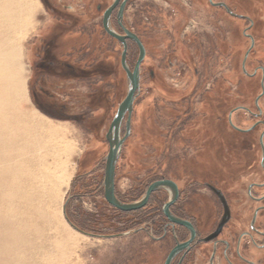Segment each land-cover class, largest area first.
I'll use <instances>...</instances> for the list:
<instances>
[{
	"label": "rangeland",
	"instance_id": "374dc122",
	"mask_svg": "<svg viewBox=\"0 0 264 264\" xmlns=\"http://www.w3.org/2000/svg\"><path fill=\"white\" fill-rule=\"evenodd\" d=\"M98 1L103 8L110 0H37L31 27L19 41L25 83L22 107L61 130L70 145L67 172L71 176L62 188L61 216L93 235L68 224L80 235L65 249L64 257L56 258L50 242L56 234L51 228L42 243L22 248L23 264L33 258L45 264L42 258L48 252L58 264H161L162 244L128 232L144 222H162L164 188L152 193L148 204L137 211H119L103 197L105 134L128 81L120 66L122 46L102 30ZM215 1L227 2L242 17L222 7L212 10L205 3L199 8H182L178 0L129 3L125 25L143 37L145 57L130 132L116 163L115 187L124 202H130L143 194L149 182L163 176L176 178L185 194L180 212L203 228L216 223L221 212L217 198L204 186L208 181L226 195L232 209L230 224L244 229L253 210L264 204L246 195L252 182L264 181L259 164L264 93L255 105L264 85V0ZM192 25H198L200 34L193 39L198 42L194 46L182 37L185 26ZM244 33L253 38L252 47ZM48 53L78 69L44 63L42 70L36 67L35 61ZM137 55V46L128 44L130 67ZM241 106L254 114L236 109L231 119L236 127L248 129L245 132L228 123L230 111ZM124 132L123 121L121 135ZM252 193L264 194V186L254 187ZM6 206L3 199V213ZM256 223L264 230V209ZM248 255L264 264V251ZM204 262L191 257L187 264Z\"/></svg>",
	"mask_w": 264,
	"mask_h": 264
},
{
	"label": "bare ground",
	"instance_id": "6f19581e",
	"mask_svg": "<svg viewBox=\"0 0 264 264\" xmlns=\"http://www.w3.org/2000/svg\"><path fill=\"white\" fill-rule=\"evenodd\" d=\"M37 4L0 0V264L22 262V248L42 243L51 228L56 234L50 241L55 257L62 258L81 233L61 216L62 188L71 176L70 145L61 130L22 107L25 83L19 41L31 27ZM49 253L42 258L44 263L58 264ZM24 264L39 263L33 258Z\"/></svg>",
	"mask_w": 264,
	"mask_h": 264
},
{
	"label": "flooded vegetation",
	"instance_id": "af4514ba",
	"mask_svg": "<svg viewBox=\"0 0 264 264\" xmlns=\"http://www.w3.org/2000/svg\"><path fill=\"white\" fill-rule=\"evenodd\" d=\"M113 1L114 0H110L106 6H103V8L101 6V4H103L101 1L96 2L95 7L97 9V12H100L101 27H102V19H103L104 10L107 7H109L113 3ZM123 1H125V3L123 6V10H122V16L121 18H118V10H119L121 2ZM132 1L133 0H118L117 4L114 6V8L112 9L110 13V23H111L112 28L115 31L121 34H124V32L122 31L119 25V22H120L125 28H127L130 32L135 34L139 38V40H142L143 37L135 29H133L131 26L125 25L127 8H128L129 3ZM178 1L180 2L179 6L182 8H199L201 3H203V5L205 3L208 6V8H211L212 10H214L216 7L221 8V6H215L214 4H212V2L216 3L215 0H202V1L201 0H178ZM219 2L225 3V5L228 7L227 2L225 1H219ZM243 18H246V17L243 16ZM244 34L250 38L251 44L253 45V38L251 37V35L247 33H244ZM199 36L200 34H199L198 25L197 26L195 25L185 26V28L183 29L182 37L187 41L192 40L193 46L198 45V42L194 41L193 39L198 40ZM128 44H134L136 46L134 42H132L131 40H127V50H128ZM43 63L51 68L62 66V67H67L72 71H76L78 69L71 63L65 60H60L52 56L50 53H48L44 58H38V60L35 61V66L39 67L42 70ZM244 110L251 113V111H249L248 108ZM251 114H254V113H251ZM247 130L248 129H241L238 131L245 132ZM263 136H264V133H263ZM263 136H262V142H263ZM259 145H260V151H261V157H260L259 164L264 171V158L262 159V148H261L260 141H259ZM263 146H264V143H263ZM115 170H116V166H115ZM160 179H168L175 183L176 188H177V197L175 201L169 205L168 208L171 214H173L174 216L184 221H187L188 224L171 223L166 217V215L163 213V210H162L163 205L168 201L169 196H170V191L168 189H164L166 192L167 198L166 200L163 201L162 206H161L160 213L162 216V222H160V224H157V225L153 223H149V222H144V223L138 224L135 227H133L131 231L128 233L129 235L142 233L144 236H146L149 242H155V243L158 242L162 244L163 247H160V253L162 255L161 264H164L169 252L171 251L173 247H175L177 244H184L187 242H188V245L182 246L180 250L172 257L170 264H187L191 257H194L196 261L204 259L205 264H260L262 263L258 259H257L258 261H255L252 257L248 255V252L250 251L251 253L255 255L263 254L264 230L259 227L256 221H257V217L264 209V204L258 205L253 210L250 222L246 225V228L237 229L233 227L232 224H230L231 217H232V211H231L232 209L230 207V204L227 200L226 195L221 193L223 196V201H222L215 191L219 189L216 188L210 182L205 181L204 186L209 191H211L217 198L220 208H221V212H220V217L218 218V221L216 223L202 228L198 225V223L192 217L184 215L179 210V204L181 200H183V196L185 195L181 182L176 178L167 177V176H163ZM151 182H149L147 186ZM115 185L116 183H115V174H114L115 195L117 196L119 200L124 201L120 197V195L116 192ZM147 186L145 187V189L147 188ZM263 186H264V181L252 182L248 186V188H246V195H248L250 199L256 202H262L264 200V194L259 195V196L253 195L252 189L254 187H263ZM152 193L150 194L147 200V203L142 208H144L148 204V202L151 199ZM137 210H134V211H137ZM224 217H226V221L221 222L223 221Z\"/></svg>",
	"mask_w": 264,
	"mask_h": 264
},
{
	"label": "water",
	"instance_id": "95a60500",
	"mask_svg": "<svg viewBox=\"0 0 264 264\" xmlns=\"http://www.w3.org/2000/svg\"><path fill=\"white\" fill-rule=\"evenodd\" d=\"M117 2H118V0H114L113 3L104 10L103 19H102V28L105 31V33H107L109 36H111L112 38L117 40L122 46V50L120 53V66L126 75V78L128 81V88H127V92H126L124 98L118 104V106L116 108V112H115V114H114V116H113V118H112V120L108 126L106 134H105V139H106L107 144H108V151H107V154L105 157L104 175H103V181H102L103 197H104L105 201L110 206H112V207H114L120 211H123V212H129V211H134V210L142 208L147 203V200H148V198L152 192H154L158 189H161V188L168 189L170 191V196H169L168 201L163 205V208H162L163 213L166 215V217L168 218V220L171 223L188 224L187 221H184V220L174 216L169 211V208H168L169 205L172 204L177 197L176 185L171 180L158 179V180L152 181L147 186V188L144 190L143 194L135 201L124 202V201L119 200L117 198V196L115 195V191H114L115 166H116V163H117V160L119 157L121 146H122L125 138L129 135V132H130V118H131V113H132V109H133V102H134V98L136 95V91L139 88L140 64L145 57V48H144L141 40H139V38L135 34L130 32L120 22H119V25H120L122 31L124 32V34H121L112 28L111 23H110V13H111L112 9L114 8V6L117 4ZM124 3H125V1L121 2V4H120L119 10H118V18H121V16H122V10H123ZM212 4H214L215 6L223 7L226 10V12L230 15L242 17L241 15H237V14L233 13L223 2H216V3L212 2ZM127 40H131L132 42H134L137 46V49H138V55H137V58H136L132 67H130L127 63ZM246 56H247V53L244 56V60H245ZM244 60H243L242 68H243V71L246 73L245 68H244ZM263 93H264V85H263V83H261V93L255 99V105L257 107H258L257 101ZM236 109H246V108L238 107V108H235L232 111H230V113L228 115V121L232 127H234L235 129L241 130V129L235 127L233 125V123L231 122V114ZM125 116H126V118H125ZM124 118H125V120H124ZM123 121H124L125 132L123 135H121V128H122ZM263 133L264 132L261 133L260 138H259L261 148H262V159L264 158V146H263V142H262ZM215 191H216L217 195L223 201V196H222L221 192L219 190H215ZM64 207H65V205H63V208H62L63 212L65 209ZM65 219H67V218H65ZM224 221H226V217H224L223 221H221V222H224ZM68 223L74 229L79 230L76 226L71 224L69 221H68ZM79 231L81 232V230H79ZM81 233L87 234L89 236H93L91 234L84 233L83 231ZM95 236H97V237L98 236L99 237H111L112 235H110V236L95 235ZM184 245H188V242L184 243V244H177L175 247H173L171 249V251L169 252L164 264H170L172 257Z\"/></svg>",
	"mask_w": 264,
	"mask_h": 264
}]
</instances>
